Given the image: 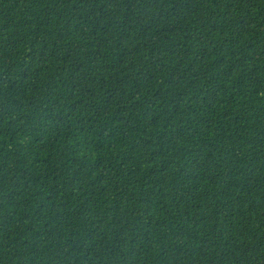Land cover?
<instances>
[{
	"label": "trees",
	"instance_id": "16d2710c",
	"mask_svg": "<svg viewBox=\"0 0 264 264\" xmlns=\"http://www.w3.org/2000/svg\"><path fill=\"white\" fill-rule=\"evenodd\" d=\"M0 264H264V0H0Z\"/></svg>",
	"mask_w": 264,
	"mask_h": 264
}]
</instances>
